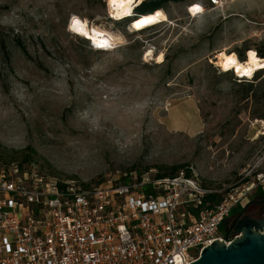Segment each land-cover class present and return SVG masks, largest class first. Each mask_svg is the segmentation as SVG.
Here are the masks:
<instances>
[{"label": "rangeland", "instance_id": "1", "mask_svg": "<svg viewBox=\"0 0 264 264\" xmlns=\"http://www.w3.org/2000/svg\"><path fill=\"white\" fill-rule=\"evenodd\" d=\"M107 1L0 0V169L21 163L90 185L178 165L204 186L258 182L264 70L237 79L217 56L264 54V0H229L223 11L159 0L167 20L137 31L111 20ZM72 15L118 47L95 50L68 29ZM246 204L264 216L261 185Z\"/></svg>", "mask_w": 264, "mask_h": 264}, {"label": "built area", "instance_id": "2", "mask_svg": "<svg viewBox=\"0 0 264 264\" xmlns=\"http://www.w3.org/2000/svg\"><path fill=\"white\" fill-rule=\"evenodd\" d=\"M208 1L222 11L229 2ZM110 45L103 51L118 42ZM260 177L230 189L183 170L84 185L11 164L0 169V264H189L213 240L240 236L219 227L264 189ZM214 194L222 197L210 202Z\"/></svg>", "mask_w": 264, "mask_h": 264}, {"label": "water", "instance_id": "3", "mask_svg": "<svg viewBox=\"0 0 264 264\" xmlns=\"http://www.w3.org/2000/svg\"><path fill=\"white\" fill-rule=\"evenodd\" d=\"M244 209L227 230L240 236L228 244L213 240L189 264H264V216L242 215Z\"/></svg>", "mask_w": 264, "mask_h": 264}, {"label": "clouds", "instance_id": "4", "mask_svg": "<svg viewBox=\"0 0 264 264\" xmlns=\"http://www.w3.org/2000/svg\"><path fill=\"white\" fill-rule=\"evenodd\" d=\"M110 3L115 9H117V13L119 16H128L132 14V8L134 7V4L130 3L129 0H110ZM158 13L161 14L159 11H157L155 16L149 15V16H146L145 18L139 19L138 22L135 23V28L137 29L141 28V27H138V25L152 24L151 21L153 20V18H156ZM74 18L77 19L76 16H72L71 22H70V30H73V31L75 27ZM86 24H87V21H84L82 23L84 31H85ZM87 35L88 33L85 34V36ZM111 46L114 47L115 45H111ZM245 55L248 57V59L246 62H243V63L239 61L238 55L236 53H233L232 55L226 57L224 62L222 63L223 71L226 72L230 69H234L235 75L238 78H247L248 80H251L256 71L260 69H264V61H261L258 58V53L254 49L248 50L245 53Z\"/></svg>", "mask_w": 264, "mask_h": 264}, {"label": "trees", "instance_id": "5", "mask_svg": "<svg viewBox=\"0 0 264 264\" xmlns=\"http://www.w3.org/2000/svg\"><path fill=\"white\" fill-rule=\"evenodd\" d=\"M163 8V4L161 3V1L159 0H153V1H150V0H142L140 4H138L134 9H133V13H132V16L131 17H127V18H124L125 19H129L130 21L132 19H134L135 17L137 16H140V15H144V14H147V13H151V12H156L160 10L158 9H162ZM161 13V12H160ZM162 14V13H161ZM85 39V38H84ZM86 41H88L87 39H85ZM97 50V49H96ZM99 51V50H97ZM101 51V50H100ZM258 56L260 58H264V54L263 53H258ZM241 62H244L246 61L245 58L242 56L240 57L239 59ZM264 61V60H262ZM229 71V70H228ZM258 72H262V71H258ZM227 73V72H226ZM256 78H259V76L257 75ZM252 80V79H251ZM240 83V82H239ZM253 84L252 83H249L248 84V87L244 89V96L246 97L250 91H253L252 89V86ZM18 166H20L21 168H24L23 167V164L19 163L17 164ZM182 166H178V165H175V166H170L169 170L168 171H165V172H162V173H155L154 176L155 177H165V176H173V175H176L178 174L180 171L183 170V172L187 175V176H191V172L188 168H181ZM84 185H89V184H84ZM222 197L221 194H214V195H210L208 196V200L210 202H215L217 200H219L220 198ZM260 204H263V201L260 202ZM242 205V208H244L247 204L246 203H242L240 204ZM238 208V207H236ZM242 210V209H241ZM264 209L261 210V212H263ZM260 212V211H259ZM260 212V213H261Z\"/></svg>", "mask_w": 264, "mask_h": 264}, {"label": "bare ground", "instance_id": "6", "mask_svg": "<svg viewBox=\"0 0 264 264\" xmlns=\"http://www.w3.org/2000/svg\"><path fill=\"white\" fill-rule=\"evenodd\" d=\"M141 1L142 0H134V7L135 6H137L138 4H140L141 3ZM108 2V8H109V13H110V16L111 17H113L114 19H116V20H122V19H124V18H127L128 16H130V15H128V16H119L118 15V13H117V9H115L112 5H111V3H110V0H108L107 1ZM133 7V8H134ZM133 8H132V11H133ZM149 15H152V16H155L156 15V12H151V13H147V14H144V15H140V16H137V17H135L134 19H132L131 21H130V28H132V30H134V31H137V30H142V29H144V28H146V27H148V26H150V25H152V24H156V23H161V22H164V21H166L167 20V18L163 15V14H161V16L160 17H158L152 24H150V25H143L141 28H139V29H137V28H135V23L136 22H138V20L139 19H142V18H145L146 16H149ZM72 16H76V15H72ZM77 17V19H79L82 23L84 22V20H82V19H80L78 16H76ZM70 22H71V18H70V20H69V24H68V29L70 30ZM70 31H72L73 33H75V34H77V35H80V36H82L83 38H85V39H88V40H90V41H92V43L96 46V47H98L97 45H98V43L99 42H102V41H107L108 42V44L110 45V44H113V43H115V42H113L112 41V39L109 37V36H104V35H97V34H93V33H91V31L89 30V27H88V23L86 24V26H85V31L88 33V35L87 36H85V35H83V34H81V33H78V32H75V31H73V30H70ZM113 35H115V34H113ZM117 36V35H116ZM119 37V36H118ZM117 37V38H118ZM114 40V39H113ZM98 48H101V47H98ZM233 54V53H232ZM231 53L230 54H227L225 51H221V52H219L218 53V62H219V66L220 67H222V63L224 62V60H225V58L226 57H228V56H230V55H232ZM146 55L148 56V55H151V51H148L147 53H146ZM157 60H161V56H159L158 58H157ZM240 61V60H239ZM247 61V60H246ZM246 61H244V62H246ZM241 62V61H240ZM243 63V62H242ZM222 69V68H221ZM234 71V70H233ZM224 72V71H223Z\"/></svg>", "mask_w": 264, "mask_h": 264}, {"label": "snow or ice", "instance_id": "7", "mask_svg": "<svg viewBox=\"0 0 264 264\" xmlns=\"http://www.w3.org/2000/svg\"><path fill=\"white\" fill-rule=\"evenodd\" d=\"M129 2H130V3H134V0H129ZM191 11H192L193 14L195 15V14L200 13V12L202 11V8H201L199 5H197V6H194V7L191 9ZM160 16H161V14L158 13L157 16H156V18H153V20H152L151 22L153 23V22H154L158 17H160ZM74 25H75V27H74V31H77L78 33H81V34H83V35L87 34V33L84 31V29H83V25H82V22H81L79 19L74 18ZM142 26H143V25H138V27H142ZM97 46H98V47H101V48H104V47H110L111 45H109L107 41H102V42H99Z\"/></svg>", "mask_w": 264, "mask_h": 264}, {"label": "flooded vegetation", "instance_id": "8", "mask_svg": "<svg viewBox=\"0 0 264 264\" xmlns=\"http://www.w3.org/2000/svg\"><path fill=\"white\" fill-rule=\"evenodd\" d=\"M246 210L247 209H244V211H243V214L242 215H248V216H251V217H253V218H259L260 216L259 215H254L253 213H251V212H246ZM255 214H258V213H255ZM240 215V212L237 214V215H235V217H233L232 218V222L238 217ZM241 215V216H242ZM232 222H231V224H232ZM230 224V225H231ZM230 227V226H229Z\"/></svg>", "mask_w": 264, "mask_h": 264}]
</instances>
